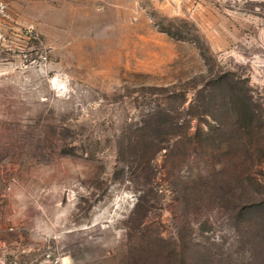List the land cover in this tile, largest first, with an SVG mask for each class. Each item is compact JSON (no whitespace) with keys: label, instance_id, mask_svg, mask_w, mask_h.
<instances>
[{"label":"rangeland","instance_id":"1","mask_svg":"<svg viewBox=\"0 0 264 264\" xmlns=\"http://www.w3.org/2000/svg\"><path fill=\"white\" fill-rule=\"evenodd\" d=\"M4 2L0 264H264V0Z\"/></svg>","mask_w":264,"mask_h":264},{"label":"built area","instance_id":"2","mask_svg":"<svg viewBox=\"0 0 264 264\" xmlns=\"http://www.w3.org/2000/svg\"><path fill=\"white\" fill-rule=\"evenodd\" d=\"M7 15V9H6V4L4 0H0V20L4 18ZM54 264H61L59 263V260L55 259L53 261ZM7 264H29L28 262L21 260L17 257L11 258Z\"/></svg>","mask_w":264,"mask_h":264},{"label":"trees","instance_id":"3","mask_svg":"<svg viewBox=\"0 0 264 264\" xmlns=\"http://www.w3.org/2000/svg\"><path fill=\"white\" fill-rule=\"evenodd\" d=\"M164 31H166L171 37H173L175 39H178L179 38V36L176 35L175 33H173L171 30H164Z\"/></svg>","mask_w":264,"mask_h":264},{"label":"bare ground","instance_id":"4","mask_svg":"<svg viewBox=\"0 0 264 264\" xmlns=\"http://www.w3.org/2000/svg\"><path fill=\"white\" fill-rule=\"evenodd\" d=\"M65 260H66V258H65Z\"/></svg>","mask_w":264,"mask_h":264}]
</instances>
